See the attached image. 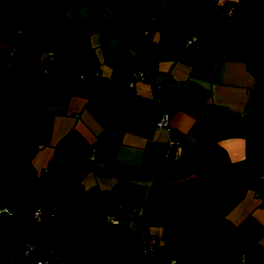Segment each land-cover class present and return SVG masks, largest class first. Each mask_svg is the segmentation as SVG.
<instances>
[{
	"label": "crops",
	"instance_id": "0c3cea01",
	"mask_svg": "<svg viewBox=\"0 0 264 264\" xmlns=\"http://www.w3.org/2000/svg\"><path fill=\"white\" fill-rule=\"evenodd\" d=\"M248 5L264 0H39L22 37L0 0V264L51 261L52 212L74 229L64 240H94L83 264H264V20ZM136 71L147 80L130 90ZM202 138L232 166L205 187L175 257L186 201L153 182L192 171Z\"/></svg>",
	"mask_w": 264,
	"mask_h": 264
},
{
	"label": "trees",
	"instance_id": "16d2710c",
	"mask_svg": "<svg viewBox=\"0 0 264 264\" xmlns=\"http://www.w3.org/2000/svg\"><path fill=\"white\" fill-rule=\"evenodd\" d=\"M38 3L39 0H1V9L16 30L33 17ZM244 8L264 20V5H248ZM28 112L27 106L19 105L14 129L22 125ZM194 159L195 165L192 171L179 170L171 179L156 177L153 182L154 190L186 201L185 208L177 215L173 223L172 251L175 257L186 253L191 223L205 187L215 182L222 172L232 166L227 151L212 138H202L196 143ZM52 216L55 219V234L51 239H47L51 254H54L58 261L64 259L74 264H83L93 259L94 240L89 238L81 244L64 240V237L74 230L68 225L67 214L52 212ZM24 251L25 247L22 248L23 253Z\"/></svg>",
	"mask_w": 264,
	"mask_h": 264
},
{
	"label": "built area",
	"instance_id": "2783aa9c",
	"mask_svg": "<svg viewBox=\"0 0 264 264\" xmlns=\"http://www.w3.org/2000/svg\"><path fill=\"white\" fill-rule=\"evenodd\" d=\"M228 10L231 11V8H229ZM17 32L22 37H26L27 36V31L24 28H19ZM192 42H193V39L190 38V39H188L187 44L190 45V44H192ZM85 77L86 76H84V75L80 76V78H85ZM146 80H147V77H146L144 72L136 71L135 73H133L131 78L127 81V85H128L130 90H134L135 89V84H136L137 81H146ZM173 85H176V83H165L163 85H160L159 89L164 91L168 87H171ZM156 127H157L158 130H160V129H170V113L167 110V108H165L163 110V112L161 113ZM94 155H95V149L92 148L89 151L88 156H89V158H93ZM6 212L11 214V212H9V210H6ZM36 219L38 221H42V210L41 209L37 210ZM34 251H35V249L32 246V244H26L25 245V251H24L25 255H31L32 253H34ZM143 252H144V254H150L152 256L155 254L154 237L144 246ZM52 256L53 257H52L51 261L39 260L37 262V264H56L58 262V258H56L54 254ZM239 261L241 263H245L247 261L246 256H244V255L240 256L239 257ZM173 263H174V260L171 261V264H173Z\"/></svg>",
	"mask_w": 264,
	"mask_h": 264
},
{
	"label": "rangeland",
	"instance_id": "374dc122",
	"mask_svg": "<svg viewBox=\"0 0 264 264\" xmlns=\"http://www.w3.org/2000/svg\"><path fill=\"white\" fill-rule=\"evenodd\" d=\"M0 204H2L1 206H0V211H4L5 212V208H8L9 206H8V204L6 203L5 205L3 204V203H0ZM20 209L22 210V213H23V209H22V207H20ZM1 214V213H0ZM10 215H12V214H10ZM24 215H22V217H23ZM14 217V216H13ZM3 219H4V214L1 216L0 215V222L1 221H3ZM13 219H15V218H13ZM15 223L16 224H14V225H17V222L15 221ZM1 224V227H0V229H3V228H6V227H4V226H9V225H3V222H1L0 223ZM0 233H2L1 235H6V231H4V230H0Z\"/></svg>",
	"mask_w": 264,
	"mask_h": 264
}]
</instances>
